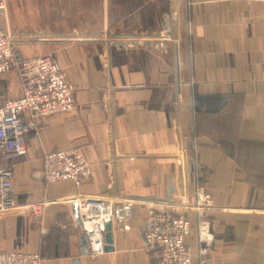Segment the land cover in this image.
I'll list each match as a JSON object with an SVG mask.
<instances>
[{
    "label": "crops",
    "instance_id": "1",
    "mask_svg": "<svg viewBox=\"0 0 264 264\" xmlns=\"http://www.w3.org/2000/svg\"><path fill=\"white\" fill-rule=\"evenodd\" d=\"M2 27L19 60L49 55L75 87L74 106L27 116V152L0 156L12 169L20 209L0 211V251L37 252L42 264H150L147 209L111 222L109 250L86 255L68 204L48 205L40 224L24 205L115 191L135 203L210 193L209 264H264V4L252 0H6ZM76 20L88 37L76 41ZM176 25L179 41L163 34ZM15 67L0 73V107L20 95ZM183 141V145H182ZM81 147L91 177L47 183L51 151ZM244 206L249 214L223 212ZM186 243L198 249L196 217ZM44 230L45 232H42Z\"/></svg>",
    "mask_w": 264,
    "mask_h": 264
},
{
    "label": "built area",
    "instance_id": "2",
    "mask_svg": "<svg viewBox=\"0 0 264 264\" xmlns=\"http://www.w3.org/2000/svg\"><path fill=\"white\" fill-rule=\"evenodd\" d=\"M174 10L177 0H171ZM264 4V0H252ZM7 18L6 0H0V73L13 68L20 71L23 89L20 95L10 97L0 107V156L21 157L27 152L26 118L40 119L52 114L64 113L74 106L75 87L68 82L57 62L49 55H36L17 59L12 39L2 27ZM74 34L73 40L87 41L89 37L80 30L76 20L65 25ZM165 40L177 44L179 34L176 25L167 30ZM183 145V141H182ZM91 177V166L81 147L51 151L44 156V168L37 178L56 183L66 180L80 185ZM52 204H68L72 223L84 233L90 258L105 251V224L113 220L128 221L137 204L147 209L143 230V247L150 264H195L194 251L186 243V235L196 217L198 249L197 264H209L210 248L214 233L205 211L214 207L210 193L196 189L194 195H183L176 202L146 201L135 203L119 198L115 191L102 198L75 193L58 198H48L24 205L34 223L40 224L45 208ZM13 195L12 169L0 167V211L20 209ZM223 212L249 214L253 209L244 206L221 207ZM42 232H45L42 230ZM0 264H42L37 252L1 250Z\"/></svg>",
    "mask_w": 264,
    "mask_h": 264
},
{
    "label": "water",
    "instance_id": "3",
    "mask_svg": "<svg viewBox=\"0 0 264 264\" xmlns=\"http://www.w3.org/2000/svg\"><path fill=\"white\" fill-rule=\"evenodd\" d=\"M110 229H111V222H108L105 224V231H106V240L110 242L111 236H110ZM109 250L107 245H105V251ZM75 264H79V261H76Z\"/></svg>",
    "mask_w": 264,
    "mask_h": 264
}]
</instances>
